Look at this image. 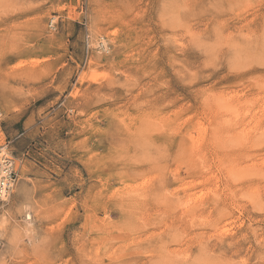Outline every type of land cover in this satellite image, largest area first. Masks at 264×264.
I'll use <instances>...</instances> for the list:
<instances>
[{
    "label": "rangeland",
    "instance_id": "1",
    "mask_svg": "<svg viewBox=\"0 0 264 264\" xmlns=\"http://www.w3.org/2000/svg\"><path fill=\"white\" fill-rule=\"evenodd\" d=\"M5 152L0 264H264V0H0Z\"/></svg>",
    "mask_w": 264,
    "mask_h": 264
},
{
    "label": "built area",
    "instance_id": "2",
    "mask_svg": "<svg viewBox=\"0 0 264 264\" xmlns=\"http://www.w3.org/2000/svg\"><path fill=\"white\" fill-rule=\"evenodd\" d=\"M1 160L3 164V172L0 175V191L2 192V198L7 197L10 191L12 190V186L15 185L17 180V174L15 169L13 168V160L8 156H2Z\"/></svg>",
    "mask_w": 264,
    "mask_h": 264
},
{
    "label": "bare ground",
    "instance_id": "3",
    "mask_svg": "<svg viewBox=\"0 0 264 264\" xmlns=\"http://www.w3.org/2000/svg\"><path fill=\"white\" fill-rule=\"evenodd\" d=\"M99 46L100 47H104L105 46V42H102V43H99ZM109 51V50H108ZM106 52H107V50H106ZM195 139V138H194ZM216 140V139H215ZM2 151V150H1ZM1 155L2 156H7V154H6V152L4 153V154H2V153H0V175L2 174V172H3V169H2V167H3V164L2 163H4V162H2V160H1ZM13 168L15 169V167H14V165H13ZM12 187H14V185L12 186ZM253 188V187H252ZM2 196V192L0 191V197ZM4 199V198H3ZM259 199V198H258ZM260 200V199H259ZM254 201V200H253ZM257 205V204H256ZM252 207H254L255 208V206H252ZM27 220H29V214L27 215ZM222 227V226H221ZM1 244V243H0Z\"/></svg>",
    "mask_w": 264,
    "mask_h": 264
},
{
    "label": "snow or ice",
    "instance_id": "4",
    "mask_svg": "<svg viewBox=\"0 0 264 264\" xmlns=\"http://www.w3.org/2000/svg\"><path fill=\"white\" fill-rule=\"evenodd\" d=\"M261 210H264V205H262V208H261Z\"/></svg>",
    "mask_w": 264,
    "mask_h": 264
}]
</instances>
